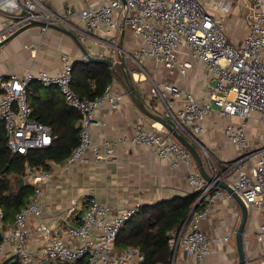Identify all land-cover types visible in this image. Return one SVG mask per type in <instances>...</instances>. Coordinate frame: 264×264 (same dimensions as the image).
Instances as JSON below:
<instances>
[{
  "label": "built area",
  "instance_id": "2783aa9c",
  "mask_svg": "<svg viewBox=\"0 0 264 264\" xmlns=\"http://www.w3.org/2000/svg\"><path fill=\"white\" fill-rule=\"evenodd\" d=\"M250 2L248 31L236 45L227 38L221 18L209 13L199 0H103L94 6L68 9L63 14L53 11L48 0H0V11L8 17V23L0 28V42L32 20L45 23L39 26L42 32L49 23L64 25L81 43L101 35V31L107 33L125 28L140 38L139 46L132 49L108 41L105 44L108 53L101 49L98 55L122 56L126 71L135 82H149L147 93L161 103V115L198 149L206 171L212 176V180L207 181L196 169L188 174L190 186L185 194L195 193L196 198L187 217L167 238L169 264H202L209 254L211 239L201 229L200 221L218 199L231 197L217 180H225L247 208L264 205V142L256 149L250 148L244 121L256 112L259 121L264 122V0ZM222 7L227 10L229 5L223 2ZM182 47L186 54L205 64L211 77L209 99L205 101L189 91H182L174 82L155 80L146 69L145 62L153 59L168 71L176 69L185 73L191 62L179 58ZM60 59L61 69L54 74L29 68L21 75L0 76V120L5 144L11 151L25 154L29 149L51 142L50 128L31 117L32 108L27 101V88L37 81L44 86H57L66 104L79 113L78 143L64 165L90 159L112 160L118 141L141 143L172 166L192 161L189 150L168 130H150L142 124L135 125L134 134L127 140L122 137L117 141L93 142L91 131L97 123V111L104 103L109 109L116 108L121 95L109 82L100 95L92 99L80 97L72 88L74 58L63 52ZM177 100L180 104L176 106ZM213 109L220 116L235 115L241 119L237 124L229 121L223 128L226 138L236 147V154L220 171L211 153L198 139L203 130L201 122ZM88 151L91 156L87 155ZM251 156H256V160L248 167L247 159ZM26 176L32 187L29 202L15 212L12 226L7 229L2 228L4 212L0 203L1 256H17L22 264H43L44 260L48 264L78 260L83 264H145L138 246L115 248L117 234L139 211V205H125L113 212L107 204L91 196L84 211L78 214L77 200L73 198L60 221L45 222L41 220L43 183L51 180V174L27 165ZM76 213L78 222L69 223ZM33 220L40 237L36 247L29 244ZM255 238L264 244V213ZM181 254L188 259L182 260ZM246 264H264V253Z\"/></svg>",
  "mask_w": 264,
  "mask_h": 264
},
{
  "label": "crops",
  "instance_id": "0c3cea01",
  "mask_svg": "<svg viewBox=\"0 0 264 264\" xmlns=\"http://www.w3.org/2000/svg\"><path fill=\"white\" fill-rule=\"evenodd\" d=\"M102 1L48 0V4L53 11L63 14L68 9L78 10L97 5ZM199 1L209 13L221 18L227 38L233 44H240L249 27L250 0ZM223 2L228 3L229 8L227 10L222 7ZM7 18L6 14L0 11V28L8 23ZM74 19L78 21L77 16ZM108 41H113L115 44L128 49L135 48L140 44V38L129 28L111 30L107 33L101 31V35H94V38L86 40L82 44L88 52L98 55L101 49L108 53V46L105 45ZM26 44L29 46L25 47ZM63 52L70 54L74 61L86 60L81 49L70 35L52 27H48L44 32L40 30L39 26L28 27L11 40L0 45V76L12 73L21 75L29 68L46 70L52 74L57 73L61 69L60 55ZM120 57L122 56L108 57L114 66H117L111 82L114 89L119 91L121 95L120 101L114 109H109L107 103H104L97 111V123L93 125L91 131L92 141L96 143H101L103 139L117 141L122 137L127 140L134 134L136 124H142L150 130L167 131L161 123L145 115L125 91L116 75V68L119 70L117 72H121ZM179 58H187L191 62V66L185 73H180L176 69L168 71L167 68L156 63L153 59H149L147 62L149 66H152L151 70L154 77L156 76V80L174 82L182 91H189L204 101L209 99L212 80L205 64L196 57L186 54L184 47L181 49ZM161 67H164L163 71ZM129 78L144 105L153 113L161 115V103L156 97L149 96L147 93L149 82L146 80L135 82L130 75ZM46 87H53L52 89L63 97L57 86ZM63 100L65 101L64 97ZM179 104V100L174 102L176 106ZM251 114L244 120L246 122L245 131L250 148L256 149L260 142H263L260 124L264 125V122L259 121L256 112ZM240 120V117L235 115L220 116L216 109H213L201 122L203 130L198 134V139L215 159L218 171L223 169L236 154V147L226 138L223 128L229 121L237 124ZM78 123L79 119L77 125ZM1 124L3 125L0 120ZM87 155L91 156V153L88 151ZM65 160L60 162L48 160L47 167L43 168L51 174V180L48 183H43L42 221H60L61 215L65 213L70 200L73 198L77 200V213L80 214L86 208L91 196H95L107 204L113 212L125 205H150L175 196H184L187 195L185 191L190 186L188 174L194 169L197 170L193 158L188 164L180 163L177 166H172L167 160L158 158L149 147L131 141L116 142L114 159L112 160L94 161L90 159L85 162L64 165ZM255 160L256 156L248 158L246 163L249 165L248 167L254 164ZM12 173H8V176H11ZM23 173L24 175L21 176L23 181L19 186L27 185L32 190L26 176L27 164L24 166ZM30 195L31 192L27 203ZM247 210L248 218L243 233L246 262L264 253V244L255 238L260 219L264 213V205L247 208ZM77 213L70 217L69 223L76 224L78 222ZM239 218L240 208L232 196L230 198L221 197L210 207L206 217L200 221L201 229L211 239V250L203 259L202 264H238L234 235ZM3 223L4 219L2 228H4ZM12 223L13 216L10 221H5L8 228L12 226ZM36 225V221L33 220L30 224L29 236V244L35 247L40 243ZM224 236H227V239ZM115 248L119 250L116 244ZM180 256L182 260L188 259L185 254ZM9 257L11 256L0 255V260Z\"/></svg>",
  "mask_w": 264,
  "mask_h": 264
},
{
  "label": "trees",
  "instance_id": "16d2710c",
  "mask_svg": "<svg viewBox=\"0 0 264 264\" xmlns=\"http://www.w3.org/2000/svg\"><path fill=\"white\" fill-rule=\"evenodd\" d=\"M114 76V71L104 63L76 60L72 68V88L80 97L92 99L101 94ZM52 88L36 81L27 88V101L32 108L31 117L51 130L52 139L48 145L29 149L25 154L12 152L5 144L3 125H0V203L4 212L5 229V221H10L15 212L25 206L31 192L30 187H20L17 182L24 175L25 164L37 166L39 169L46 168L48 160L60 162L66 159L78 143L79 114ZM10 172L13 173L8 176ZM195 198L196 194L193 193L150 205H140L139 211L117 234L116 247L120 250L127 245H136L143 252L145 264H169L167 238L187 217ZM1 264L22 262L17 256H11L3 258ZM49 264H83V261Z\"/></svg>",
  "mask_w": 264,
  "mask_h": 264
},
{
  "label": "water",
  "instance_id": "95a60500",
  "mask_svg": "<svg viewBox=\"0 0 264 264\" xmlns=\"http://www.w3.org/2000/svg\"><path fill=\"white\" fill-rule=\"evenodd\" d=\"M45 25L44 22L42 21H37V20H32L29 23H26L25 25L19 27L13 34L10 36L6 37L4 40L0 42V45L4 44L5 42L11 40L14 36H16L18 33L23 31L24 29L31 27V26H42ZM48 27L55 28L57 30H60L68 35H70L73 40L76 42L78 47L81 49L82 53L84 54L86 60L90 62H101L106 64L109 68H111L113 71H115V66L113 62L105 56H99L96 54H92L86 50V48L83 46V44L77 39L75 36L74 32L70 30L68 27L60 24H55V23H49ZM122 57H120L121 61V72L116 71V75L118 79L120 80L122 86L124 87L125 91H127L128 95L133 99V101L136 103V105L139 107V109L148 117L158 121L163 125L182 145H184L189 152L191 153V156L193 160L195 161L197 165V170L200 173V175L207 181L212 180V176L206 171L202 157L198 151V149L191 143L189 142L182 134L178 133L177 130L170 124V122L164 118L160 114H155L151 110H149L143 103V101L140 99L137 90L132 83V81L129 78V73L125 69V63L123 61ZM22 178H18V182L21 185L22 184ZM219 186L227 190L228 192L231 193V196L233 199L237 202L239 208H240V218L237 224V228L235 231L234 235V240H235V247L237 251V256H238V264H246V258H245V252H244V244H243V233L246 225V221L248 218V210L243 202V200L235 193L232 191L230 186L227 184L226 181L224 180H217L216 181ZM43 264H48L46 260L43 261Z\"/></svg>",
  "mask_w": 264,
  "mask_h": 264
},
{
  "label": "rangeland",
  "instance_id": "374dc122",
  "mask_svg": "<svg viewBox=\"0 0 264 264\" xmlns=\"http://www.w3.org/2000/svg\"><path fill=\"white\" fill-rule=\"evenodd\" d=\"M145 66H146V69L150 72V74L154 77V74H153V72H152V70H151V68H152V66H149V64H148V62L146 61L145 62ZM117 69V71H119L118 70V68H116ZM163 69H164V67H161V70L163 71ZM156 77V76H155ZM154 77V79L156 80V78ZM147 81V80H146ZM252 115V114H251ZM237 123V122H236ZM256 124V123H255ZM260 126H261V134H262V141L264 142V125L261 123L260 124ZM257 127V126H256Z\"/></svg>",
  "mask_w": 264,
  "mask_h": 264
},
{
  "label": "bare ground",
  "instance_id": "6f19581e",
  "mask_svg": "<svg viewBox=\"0 0 264 264\" xmlns=\"http://www.w3.org/2000/svg\"><path fill=\"white\" fill-rule=\"evenodd\" d=\"M84 58H85V56H84ZM86 59V58H85ZM220 180H223V179H220ZM225 181V180H224Z\"/></svg>",
  "mask_w": 264,
  "mask_h": 264
}]
</instances>
